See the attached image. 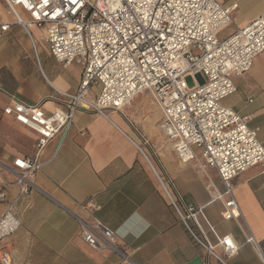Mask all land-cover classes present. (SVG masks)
<instances>
[{
    "label": "crops",
    "instance_id": "1",
    "mask_svg": "<svg viewBox=\"0 0 264 264\" xmlns=\"http://www.w3.org/2000/svg\"><path fill=\"white\" fill-rule=\"evenodd\" d=\"M219 1L225 6L238 4L229 33L220 36L223 27L220 38L264 11V0ZM19 11L29 18L26 11ZM2 12L0 22L11 25L0 31V194L5 195L0 198V217L19 195L14 176L1 164L11 166L17 157H33L38 139L36 131L4 113L11 95L41 102L51 114L57 104L49 97L56 95V89L76 92L82 78L79 64L63 65L49 48L43 63L35 38L32 35L36 48L22 26L24 44L14 39L15 17L4 0H0ZM233 79L237 90L223 103L240 114H251L250 125L258 128L264 144V52L248 72ZM109 114L106 118L76 111L67 135L57 134L39 152L42 166L33 176L36 186L18 199L15 212L21 226L0 243V264L3 252L12 264H264V166H253L231 179L242 217L225 219L228 196L216 169L196 148L193 158L181 159L161 128L162 112L149 91ZM153 167L175 187L184 204L196 208V221L189 222L215 252L222 253L218 237L229 235L239 246L236 254L221 261L193 238ZM79 218L110 227L125 256L86 242Z\"/></svg>",
    "mask_w": 264,
    "mask_h": 264
},
{
    "label": "built area",
    "instance_id": "2",
    "mask_svg": "<svg viewBox=\"0 0 264 264\" xmlns=\"http://www.w3.org/2000/svg\"><path fill=\"white\" fill-rule=\"evenodd\" d=\"M4 2L15 22L31 36L34 48L31 26L44 30L43 40L58 62L82 67V78L76 92L56 89V95L49 97L57 104L51 114L42 109L41 102L30 103L15 95L3 109L36 131L38 139L33 157H17L11 166L1 164L14 176L19 195L0 217V243L21 226L15 209L19 197L36 186L33 176L42 166L39 152L57 134L62 138L67 135L76 111L109 118V112L120 111L144 91H149L160 107L161 128L174 141L181 159L193 158L196 148L216 169L228 196L223 217H242L230 181L253 166H264V144L258 138V128L250 125L251 114H240L223 100L237 90L233 76L248 72L264 52V11L220 38L218 32L234 22L236 2L229 6L219 0ZM20 9L29 14L28 19L21 17ZM10 25L0 22V31L5 32ZM188 77L194 79V85L187 83ZM154 171L193 238L221 261L236 254L239 246L229 235L218 237L222 253L215 252L189 222L196 221V208L184 204L175 187ZM4 196L0 194L1 199ZM79 220L86 242L125 256L110 227L100 221ZM1 258L4 264H12L7 252Z\"/></svg>",
    "mask_w": 264,
    "mask_h": 264
},
{
    "label": "rangeland",
    "instance_id": "3",
    "mask_svg": "<svg viewBox=\"0 0 264 264\" xmlns=\"http://www.w3.org/2000/svg\"><path fill=\"white\" fill-rule=\"evenodd\" d=\"M4 14L2 12V14L0 15V17H3ZM6 18L8 19H12L13 16L12 15H6ZM19 27H21L20 24L16 23V22H13V25H12V29H11V34L14 36V39L18 40L20 42V44H24V37H23V33H21ZM232 25H227L223 28L222 31H220L219 35L220 36H225L226 34L229 33L230 29H231ZM30 33L31 35H33V37L35 38L36 40V44L38 46V49L41 53V58H42V61L43 63L46 64V60L48 59V56L49 53H48V46L46 44V42L44 40L41 39V33H43L42 29L41 28H38V27H30ZM27 45V44H26ZM23 46V45H22ZM75 65L78 66L77 63H74ZM65 72H67L68 74L71 73V69H65L63 70ZM187 83L189 85H194L195 84V81L192 77H188L187 78Z\"/></svg>",
    "mask_w": 264,
    "mask_h": 264
},
{
    "label": "snow or ice",
    "instance_id": "4",
    "mask_svg": "<svg viewBox=\"0 0 264 264\" xmlns=\"http://www.w3.org/2000/svg\"><path fill=\"white\" fill-rule=\"evenodd\" d=\"M73 3H75V0H73Z\"/></svg>",
    "mask_w": 264,
    "mask_h": 264
},
{
    "label": "bare ground",
    "instance_id": "5",
    "mask_svg": "<svg viewBox=\"0 0 264 264\" xmlns=\"http://www.w3.org/2000/svg\"><path fill=\"white\" fill-rule=\"evenodd\" d=\"M22 18H24L22 15H21Z\"/></svg>",
    "mask_w": 264,
    "mask_h": 264
}]
</instances>
